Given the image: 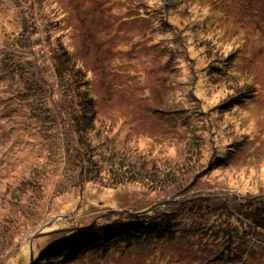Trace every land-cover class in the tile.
<instances>
[{
  "label": "rangeland",
  "instance_id": "374dc122",
  "mask_svg": "<svg viewBox=\"0 0 264 264\" xmlns=\"http://www.w3.org/2000/svg\"><path fill=\"white\" fill-rule=\"evenodd\" d=\"M262 1L0 0V264H264Z\"/></svg>",
  "mask_w": 264,
  "mask_h": 264
},
{
  "label": "trees",
  "instance_id": "16d2710c",
  "mask_svg": "<svg viewBox=\"0 0 264 264\" xmlns=\"http://www.w3.org/2000/svg\"><path fill=\"white\" fill-rule=\"evenodd\" d=\"M262 5H264V0L261 2V4H260V8L257 10V11H255L254 12V15L252 16V20H256V21H258V19H262V20H264V16H262L263 15V13H264V11H263V9H262ZM260 32H263V31H261L260 30ZM165 53H166V55H165V57L167 58L168 57V48H166L165 49ZM169 59V58H168ZM221 66H223V65H221ZM221 66H219V67H221ZM242 84V83H241ZM245 88H250L248 85L245 87ZM250 92V93H249ZM252 92H254V91H252V89H250V91H248L247 93H249V94H245V95H248V97L250 96V97H252V96H254V95H252L251 93ZM235 99V98H234ZM245 101L246 100H231V101H229V102H226V103H223V104H221V106H220V108H222V109H226L227 107H236V106H238L239 104H243V103H245ZM1 103H3V102H1ZM90 155L91 154H89L88 155V158L90 157ZM84 160H86V158H84ZM127 163L126 162H124L123 160L122 161H119L118 162V164H117V166H118V168H119V171H120V180L122 181V183H121V185L123 184V183H125L131 176H129L128 174H127V172L129 171V169H128V167H127V165H126ZM60 169H61V167H60ZM119 180V181H120ZM87 205L89 206V208H91L92 210L91 211H93V210H97V209H95L96 208V206L98 207V206H106L105 207V209H111L112 211L111 212H115V211H125V209L123 208V209H120V210H117V204H115V203H113V202H111V201H109V200H105V201H99V202H96V201H89L88 200V202H87ZM91 206V207H90ZM244 206H245V204L244 205H242V206H237L236 204L234 205V206H231V207H228L227 208V213L225 214V216H224V218H228V219H234L235 218V220H238L237 218H239V219H245V218H249L250 216H253V218L255 217V215H261V216H264V212H262V208L261 207H257L256 209H253V211H254V214L253 215H251V213H246V212H249L248 211V209L247 208H244ZM122 207H126V204H124V205H122ZM234 207V208H233ZM99 208V207H98ZM142 209V208H141ZM143 209H146L147 210V208L145 207V206H143ZM251 211V210H250ZM99 211H97V213H98ZM109 213V212H108ZM242 213H246V217H244L243 215H242ZM171 215H172V220H171V223L163 230V231H160L159 233H158V235H157V237L159 236V238L158 239H160V238H163V239H170V238H174L175 236H174V231H173V229L174 228H178V227H180V228H182L183 229V226H182V224H181V221L179 220V217L181 216V214H180V216L179 215H176L175 213H174V211L173 212H171L170 213ZM236 216H238V217H236ZM177 223H180V224H177ZM161 224L162 223H160L159 225H158V227H160L161 226ZM264 224V223H263ZM252 225H253V227H254V229L257 227V228H260V223L259 222H256V221H253L252 220ZM141 226V225H140ZM173 226V227H172ZM79 229V231H82V232H86V233H88V231L86 230V231H83V229H81V227H73V228H69V231H72V230H78ZM117 229H118V227H117ZM260 229H258V231H259ZM61 231V230H60ZM59 232V231H58ZM213 233H214V231H212ZM162 233H166L167 235H164V234H162ZM218 234V233H217ZM220 234H222V236H224L225 238V241H223L220 245H219V249H218V251L220 250V254H219V256L216 258V259H214V261H217V260H220V261H224L222 258L224 257V256H226V254L230 251L232 254H235V253H239V252H242L243 253V251H245L247 248L249 249V250H251V249H253V247L255 246V243H254V240L252 239V237H248V231H246V230H244L243 229V231L241 230V228L240 227H238L237 225H234L233 227H232V229H227L226 227H224V228H221V231L219 232V235ZM42 235V234H41ZM52 236V235H51ZM95 236V235H94ZM50 237V235H48L47 236V238H49ZM93 237V236H92ZM95 237H98V236H95ZM51 238H53V236L51 237ZM94 238V237H93ZM232 238H237L238 240H241V242H236L234 239H232ZM95 239V238H94ZM103 238H98V241H101ZM48 240H50V238L48 239ZM253 240V241H252ZM101 244H104V239L101 241ZM31 249H32V247H31ZM62 249H63V247H57L56 249H52V250H50V249H48V250H45L44 252H46V251H48V253H47V255L46 256H44V258L46 259L44 262L46 263V264H48L49 263V261H52L53 259H55V257L56 256H58L59 258H63L62 257V254H61V251H62ZM50 250V251H49ZM32 251V250H31ZM30 251V252H31ZM217 251V252H218ZM73 254V253H72ZM72 254H70V256L69 257H71V255ZM42 254H40L39 256H41ZM220 255L222 256L221 258H220ZM68 257V258H69ZM29 259H30V256H29V258L27 259V261L24 263L23 261H22V263L21 264H37L36 262H32V260H34V258L33 259H30V261H29ZM158 260V259H157ZM63 261H65V259H63ZM181 261V260H180ZM163 263V261H162V259L161 260H158V263H156V264H162ZM224 263H225V261H224ZM38 264H42V263H38ZM53 264V263H52Z\"/></svg>",
  "mask_w": 264,
  "mask_h": 264
},
{
  "label": "bare ground",
  "instance_id": "6f19581e",
  "mask_svg": "<svg viewBox=\"0 0 264 264\" xmlns=\"http://www.w3.org/2000/svg\"><path fill=\"white\" fill-rule=\"evenodd\" d=\"M247 222H249V221H247ZM243 231V230H242ZM221 239H224V236H222V238ZM256 243H257V241H256Z\"/></svg>",
  "mask_w": 264,
  "mask_h": 264
}]
</instances>
